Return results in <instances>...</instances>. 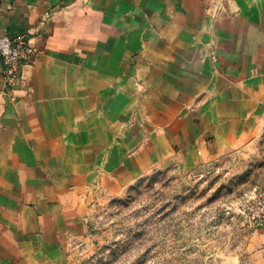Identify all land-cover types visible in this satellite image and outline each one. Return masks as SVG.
<instances>
[{"label":"crops","instance_id":"crops-1","mask_svg":"<svg viewBox=\"0 0 264 264\" xmlns=\"http://www.w3.org/2000/svg\"><path fill=\"white\" fill-rule=\"evenodd\" d=\"M0 30L36 50L17 86L0 58V264H61L84 191L120 190L128 166L210 161L264 130V0H0ZM255 233L238 264H264Z\"/></svg>","mask_w":264,"mask_h":264},{"label":"rangeland","instance_id":"rangeland-1","mask_svg":"<svg viewBox=\"0 0 264 264\" xmlns=\"http://www.w3.org/2000/svg\"><path fill=\"white\" fill-rule=\"evenodd\" d=\"M145 159L144 156H142ZM119 182L84 191L85 232L61 264H238L257 227L248 209L264 184V130L254 141L210 161L146 162ZM120 179V178H119Z\"/></svg>","mask_w":264,"mask_h":264},{"label":"built area","instance_id":"built-area-1","mask_svg":"<svg viewBox=\"0 0 264 264\" xmlns=\"http://www.w3.org/2000/svg\"><path fill=\"white\" fill-rule=\"evenodd\" d=\"M36 50L26 38L13 39L0 30V58L2 73L8 86H17L23 79V69L34 62ZM248 209L250 220L264 228V184L257 187L250 197Z\"/></svg>","mask_w":264,"mask_h":264}]
</instances>
